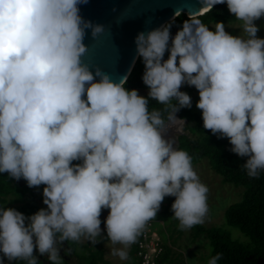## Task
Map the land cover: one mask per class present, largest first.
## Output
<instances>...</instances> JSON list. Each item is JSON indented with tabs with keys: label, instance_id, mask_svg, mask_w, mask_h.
Listing matches in <instances>:
<instances>
[{
	"label": "clouds",
	"instance_id": "obj_1",
	"mask_svg": "<svg viewBox=\"0 0 264 264\" xmlns=\"http://www.w3.org/2000/svg\"><path fill=\"white\" fill-rule=\"evenodd\" d=\"M86 2L0 0V173L29 187L45 185L47 205L28 217L0 207V252L9 260L36 264L35 248L55 262L59 243L82 237L96 243L105 208L106 236L124 246L112 255L126 260V249L165 196L175 197L171 208L182 230L202 224L208 211V189L189 154L164 138L161 111H149L148 98L125 88L126 78L96 81L82 65L90 25L78 5ZM225 2L246 38L226 32L223 22L213 31L190 20L174 36L168 25L140 33L142 80L148 97L170 109L169 122L191 107L181 86H194L203 127L227 137L231 151L247 157L248 176L258 177L264 170V38L254 21L264 16V0L208 5ZM220 258L217 253L208 264Z\"/></svg>",
	"mask_w": 264,
	"mask_h": 264
},
{
	"label": "trees",
	"instance_id": "obj_2",
	"mask_svg": "<svg viewBox=\"0 0 264 264\" xmlns=\"http://www.w3.org/2000/svg\"><path fill=\"white\" fill-rule=\"evenodd\" d=\"M199 21L205 25L223 24L236 21L232 13L229 12L226 2L216 4L208 11L195 17H188L185 13L179 14L176 18L169 21L166 25L170 26V32L173 35L176 28L184 21ZM168 58V52H165L164 59ZM144 72V63L139 56L131 73L126 79L125 88L136 89L138 93L148 98L149 111H161L162 118L166 121L170 109L165 110L166 106L159 104L154 99L148 97V87L143 83L142 75ZM148 91V92H145ZM173 103H177L175 100ZM181 119L186 120L184 132L178 135L179 146L177 149L186 151L191 157L192 164L198 162L201 158L207 157L212 168L223 177L224 181L244 186L241 200L231 204L225 211L227 224L239 228L248 237V241H240L233 238L230 231L221 227H206L197 224L192 227L195 231V238L204 235L211 246V255L214 257L217 253L221 258L217 264H264V170H261L258 177H249L247 170L243 168L247 157L238 156L231 151V144L227 137H221L218 133L213 134L210 130L203 127L202 112L191 107L180 108L177 112ZM75 164L82 163V160H74ZM45 185L29 187L27 181L23 178L17 180L8 173H0V207L14 208L23 213L26 217L31 216L41 208H47L39 205L35 198H43V188ZM163 214L172 211L171 205L175 200L174 196H165ZM11 204L6 207V202ZM104 210H108L105 208ZM158 213V212H157ZM161 215L157 214L156 217ZM155 217V218H156ZM155 218H153L154 221ZM27 222V221H26ZM161 234V233H160ZM141 235V234H140ZM139 235V236H140ZM138 236V237H139ZM106 236L100 234L96 243L82 244L81 241H73V246L69 241H65L70 246L69 254H74L78 258L76 264H101L109 262L104 257V250L100 246L102 239ZM138 237L132 244L126 264H139L138 256ZM162 241L163 250L156 259V264H178L171 260V247ZM80 248L81 251L77 249ZM68 253V251H67ZM36 264H69L66 257L59 255L55 262L47 257L37 258ZM12 264H27L26 260H17Z\"/></svg>",
	"mask_w": 264,
	"mask_h": 264
},
{
	"label": "water",
	"instance_id": "obj_3",
	"mask_svg": "<svg viewBox=\"0 0 264 264\" xmlns=\"http://www.w3.org/2000/svg\"><path fill=\"white\" fill-rule=\"evenodd\" d=\"M78 7L83 21L90 25L84 28L81 63L96 81L107 76L116 83L128 78L139 57L136 38L140 33L147 35L181 13L195 17L212 8L208 0H87ZM97 27L100 31H95ZM175 115L179 117L177 112ZM169 125L167 119L163 129L166 140L171 133ZM175 139L177 149V135ZM59 255L66 257L63 250Z\"/></svg>",
	"mask_w": 264,
	"mask_h": 264
},
{
	"label": "rangeland",
	"instance_id": "obj_4",
	"mask_svg": "<svg viewBox=\"0 0 264 264\" xmlns=\"http://www.w3.org/2000/svg\"><path fill=\"white\" fill-rule=\"evenodd\" d=\"M185 22V21H184ZM184 22L176 28L173 36L176 32L183 27ZM258 27V32L256 33L257 37L264 38V16L254 21ZM211 30H215V25H207ZM225 31L233 36H242L246 38V33L242 31V22L239 20L231 21L224 24ZM181 91L186 92L191 97V101L194 105V109L200 110L196 105L199 100V92L194 86H189L188 84H183L180 88ZM201 111V110H200ZM178 119L170 122L171 133L167 140H170L174 144L176 143L175 136L179 135L180 132H184L186 120L177 117ZM193 170L196 172L200 182L204 184L207 189V206L208 211L204 217V222L202 225L210 227H221L230 231L233 238H236L240 241H248L249 237L241 231L239 228L227 224L225 218L226 209L233 203L241 200L244 186L236 185L231 182L223 180V177L218 174L211 166L210 161L207 157L201 158L198 162L192 164ZM43 193H38V195ZM36 202L46 207L43 203V198L36 196ZM11 202H6L5 206L8 207ZM165 201L161 202L160 208L158 210L160 217H156L154 221L155 227L153 228L154 238L163 239V242L167 243L171 247V260L178 264H208V261L211 259V246L208 239L204 235H200L198 238H195L194 229H181L179 227V221L173 216V211L163 214L164 212ZM109 211L102 209L100 220H101V234L106 236L105 220ZM161 233V234H160ZM97 236L95 239L98 241ZM82 244L91 243L84 239H80ZM162 242V241H160ZM70 245L73 244V241H69ZM73 246V245H72ZM100 246L104 250V257L109 262V264H126V260H121L118 256L112 255L113 248H123V245L112 244V242L107 238V236L102 239ZM70 249V246H68ZM132 244L126 249L129 257V252L131 250ZM81 251L80 248L77 249ZM66 259L69 264H76L78 258L76 255L69 254L65 252ZM43 258L47 257V254L42 255ZM48 258V257H47ZM60 264H63L62 260H58ZM106 264V263H101Z\"/></svg>",
	"mask_w": 264,
	"mask_h": 264
},
{
	"label": "built area",
	"instance_id": "obj_5",
	"mask_svg": "<svg viewBox=\"0 0 264 264\" xmlns=\"http://www.w3.org/2000/svg\"><path fill=\"white\" fill-rule=\"evenodd\" d=\"M155 227L153 219L148 221L141 235L138 237V256L139 264H156V259L163 250L162 242L159 238H154L153 228ZM154 234H153V233Z\"/></svg>",
	"mask_w": 264,
	"mask_h": 264
},
{
	"label": "flooded vegetation",
	"instance_id": "obj_6",
	"mask_svg": "<svg viewBox=\"0 0 264 264\" xmlns=\"http://www.w3.org/2000/svg\"><path fill=\"white\" fill-rule=\"evenodd\" d=\"M33 239L35 241V237ZM57 247H58V251L63 250V254L64 255H65V252L69 251V247H68V245L66 244L65 241L62 242V243L57 244ZM33 256L43 259L42 255L35 248H34V251H33ZM15 261H17V260H15V259L14 260H9L7 257L4 256V254L2 252H0V264H12Z\"/></svg>",
	"mask_w": 264,
	"mask_h": 264
}]
</instances>
